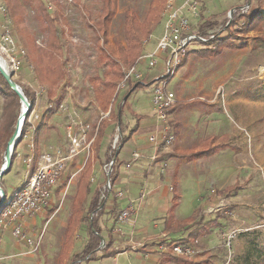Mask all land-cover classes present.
Segmentation results:
<instances>
[{"label": "rangeland", "instance_id": "rangeland-1", "mask_svg": "<svg viewBox=\"0 0 264 264\" xmlns=\"http://www.w3.org/2000/svg\"><path fill=\"white\" fill-rule=\"evenodd\" d=\"M18 1L25 10L24 23L11 26L12 20L0 9V50L3 53H0V56L23 92H28L29 101L33 100L30 91L36 92V102L30 115L27 114L28 118L25 117V122L30 124L28 136L22 137L14 149L12 167L0 179V186L10 198L27 179L28 170L23 158L33 150L36 156H40L46 151L56 150V147H67L70 144V128L72 133L84 128L86 141L82 144L83 148H80L79 154L65 168L61 180L53 187L49 206L34 218V230L42 234L39 249L32 250L25 241L17 239L7 231L0 244V264H155L156 260V264H250L259 255H264V23L260 29L238 31L237 34L239 24L237 28L236 24L230 25L233 19L237 21V17L254 11L259 3L263 7L264 0H213L210 5L207 4V10L219 11L217 16H211L213 19L218 17V25L207 29V35L200 33V17H204L202 0H198L197 14L183 9L189 18V33H198L207 40L190 45L184 63L169 82L168 88L174 92L177 99L186 102L177 114L181 121L182 134L188 130L193 133V138L200 140L196 141L198 151L190 149L187 154L181 156L189 160L200 157L202 161L199 163L198 181L191 179L189 173V177L183 176L181 198L178 203V197H173L168 214L163 210L165 206L157 195L151 194L145 205L143 200L133 199L137 200L139 205L143 204L139 210L138 228H147L146 236L154 237L138 250L147 247V250H153V253L150 257L139 253L123 254L117 260L110 257L104 262L97 256L90 260L85 258L86 253L83 251L88 240L89 224L91 221L98 222L100 217L99 210L90 215L87 209L94 191L99 192V205L105 202L103 212H108L114 207V199L118 207L122 206V200L125 201L122 192L121 195L119 190L116 193L114 176L119 161L124 159L123 150L131 147L130 151L133 147L131 143H122L120 138L122 153L120 150L116 153V162L113 163L111 174V189L108 190V175L104 166L113 158V151L116 150L113 141L117 133L122 137L134 129H139L137 145H142L148 136L159 131L162 126L157 122L152 105V84H139L135 90L134 86L133 89L127 88L118 92L121 80L117 79L113 92L117 95L116 101H112V106L111 103L105 107L96 95V77L104 78L109 69L105 63L104 51L109 47L115 48L114 44L126 45L125 12L128 9L133 10L138 19L143 21L150 10L152 0H117V9L106 25V33L97 25L102 0H58L64 16L63 21L57 23V27L63 46L62 59L66 73L53 88L52 100H49V86L36 80L27 58L30 54L31 39L35 40L37 46L44 47L45 22L32 0ZM43 1L51 11L52 4L49 0ZM183 1L177 0L176 5H181ZM156 2H159L157 16L162 20L154 27L151 38L148 36L143 42L145 48L142 53L155 49L158 37L164 29L167 0ZM215 33L220 37L231 35L235 38L232 43L217 45L215 48V44L210 43ZM19 60L20 64L16 67L15 63ZM138 68L143 72L147 71L145 62L139 63ZM159 68L154 69V74L158 73ZM151 77L147 75L144 81L151 82ZM125 92L130 94L127 100L124 99ZM51 106L54 107L53 110L48 111ZM3 107L4 98L0 92V123ZM110 107L115 114L120 113L121 121L111 123L105 131L98 160L96 158L93 164L94 181L90 185L91 192L83 202L84 220L71 233L66 226L78 192V179L90 152V140L95 135L102 115L107 113ZM23 108L24 105L19 102L18 119ZM107 118L109 116L105 117L106 120ZM38 127L40 131L35 134L34 131ZM195 127L198 129L194 135ZM173 144L167 148L160 145L155 148V152L159 153L158 161L164 163L161 166L162 171L160 167L151 171V182L148 184L151 188L160 181L159 174L168 176L167 170L172 166L168 158L173 155ZM152 151V148L144 149L141 153L148 156ZM164 154L167 160L164 159ZM1 155L0 167L4 162L5 150L2 149ZM235 183H238L239 189L219 194L220 190ZM176 184L170 192L173 195L178 194ZM169 186L166 178L159 193L168 190ZM223 208L226 213L224 217L219 216V210ZM136 217L137 215L134 221L121 226L101 222L103 236L108 240L107 230L112 229V236L120 240V237L125 235L124 225H130L132 228L128 229L133 231L130 236L136 241H142V237L134 233ZM154 221L156 228L160 225L161 232L165 230L167 223L170 228L167 230L169 236L155 237L158 230L153 228ZM179 221L183 222L185 227L178 226ZM209 222L210 228L202 224L203 231L200 236L190 235L200 223ZM116 227H120L121 232H116ZM25 229L28 232L27 228ZM231 232L237 234L232 238L230 246L226 244V237ZM29 235H34V231ZM70 237L72 246L69 248L66 242ZM164 241L192 245L195 252L190 256H177L170 251L162 252L159 245ZM111 248L107 243L102 251H97L104 256L111 252ZM259 264L264 262L260 261Z\"/></svg>", "mask_w": 264, "mask_h": 264}, {"label": "trees", "instance_id": "trees-1", "mask_svg": "<svg viewBox=\"0 0 264 264\" xmlns=\"http://www.w3.org/2000/svg\"><path fill=\"white\" fill-rule=\"evenodd\" d=\"M157 0H152L150 10L147 16L143 21H140L136 16L133 10L128 9L125 12V24H124V38L126 45L123 44H114L115 48L109 47L107 51H104L105 63L109 67L108 72L106 73L104 78L96 77L97 82L95 83V91L96 95L103 106H107L111 104L112 101L115 102L117 95H114V88L117 85L115 82L117 79L122 80L125 76V71L130 67L137 64L139 57L143 54L142 51L145 48L143 42L150 36L154 30V27L157 26L162 18L157 16V12L159 11V2ZM32 4L39 12L41 19L45 22V31L46 37L44 41V47H39L35 43V40L31 39L29 41L30 46V54L27 55L29 58L30 66L32 67L33 74L37 81L43 82L47 84L48 87V95L49 100L54 99L53 88L59 84V82L65 77L66 68L64 67L63 57V46L60 38V33L57 27V23L62 22L64 19L63 12L58 3V0H49V3L52 4V10L49 11L47 4L43 0H32ZM117 0H102L101 12L99 14L97 25L99 29L106 33V25L108 21L111 20L112 14L117 9ZM0 4L5 8V14L8 19L12 20L11 26L19 25L25 22V10L22 4L18 0H0ZM203 18V16H202ZM237 21H233L230 25L239 24V30H236V34L238 31L240 32H248L251 30L260 29L261 25L264 23V6L262 7L261 3L254 10L249 13L243 14L237 17ZM242 20V22H240ZM152 23V24H151ZM151 25V26H150ZM218 25V21L216 19H205L204 22L200 24V33L203 35H207L206 30L212 29ZM64 29L61 30L63 33ZM216 34V35H215ZM214 37L210 41V43L215 44V48L218 46H223L225 43L229 44L233 41V36H223L220 37L219 34L215 33ZM118 42V41H117ZM199 51V50H198ZM0 53L3 54L0 50ZM142 53V54H141ZM120 62V63H119ZM124 65V67H123ZM125 68V69H124ZM12 74V73H11ZM17 82V81H16ZM18 83V82H17ZM19 84V83H18ZM139 86L137 84L134 90ZM0 92L4 98V107H3V118L0 123V157L2 149L5 150L7 146V142L11 135L14 132L15 125L17 123V115L19 102H21L18 94L10 87L7 80L4 78L2 73L0 72ZM24 94L29 97L28 92L24 90ZM30 94L33 96V100L30 99V103L32 108L28 114L32 112L35 107L36 102V92L34 90L30 91ZM129 93L124 94V99L127 100ZM29 100V98H28ZM183 102H176L175 106L169 109L170 114H176L177 111L181 108ZM113 103L111 104V106ZM53 106L48 108V111L53 110ZM110 110L109 118L107 120L105 118L101 119L96 127V134L94 140L91 144V150L85 160L83 169L81 171V175L79 177V182L77 184L78 192L76 198L74 200V206L71 212V217L69 218L67 229L69 228L71 233L73 230L80 225L83 220V202L84 199L87 198L90 194V185L94 181L93 177V164L97 156H99V151L101 149L102 138L105 135V131L107 127L111 123L121 121L120 113L115 114L113 112L112 107H110L107 111ZM122 111V110H121ZM26 117V119L28 118ZM174 125L171 122V126ZM29 122H25L22 131V137L28 136L29 133ZM137 129L132 130L129 134L123 135L121 137V142H127L131 135ZM40 131V127L36 128L34 133L37 134ZM177 134V132L175 133ZM21 137V138H22ZM23 139V138H22ZM21 139L18 141V143ZM17 143V145H18ZM16 145V146H17ZM220 148V146H217ZM120 150V148H119ZM118 150L113 151V157H115L116 162V153ZM119 152V151H118ZM1 160V159H0ZM13 164V157H12ZM12 167V166H11ZM10 171V170H9ZM8 171V172H9ZM7 172V173H8ZM115 177V176H114ZM238 183H235L232 186H228L225 189L220 190L219 194L223 195L224 193H230L231 191H236L239 189ZM98 194L97 190L94 191L92 195V199L90 200V205L87 208L90 215L92 212L96 211L99 207L98 202ZM116 198V197H115ZM114 199L112 209L108 211V217H111L113 213H115V209L117 204ZM104 208V207H103ZM103 208L99 210V214H103ZM219 216H225V209L219 210ZM106 213V212H105ZM205 225L207 228H210L211 223H200V226L193 230L190 235L200 236L202 234L203 229L201 230V226ZM183 222H180L178 226L185 227ZM179 229V228H177ZM201 230V232H200ZM71 238L66 242L67 245L72 246ZM104 240L108 243V246L111 244L112 240L105 239L102 234L101 226L91 221L88 228V240L86 245L84 246V253H86L85 258L92 259L96 258V251L99 249L101 241ZM118 252V251H117ZM113 254V252H108ZM116 253V252H114ZM260 261L264 262V255H259L257 259H255L250 264H259Z\"/></svg>", "mask_w": 264, "mask_h": 264}, {"label": "built area", "instance_id": "built-area-1", "mask_svg": "<svg viewBox=\"0 0 264 264\" xmlns=\"http://www.w3.org/2000/svg\"><path fill=\"white\" fill-rule=\"evenodd\" d=\"M176 1L177 0H167L166 2L164 29L157 40L155 49L153 51L144 52L139 57L137 64L125 71V76L119 82L117 88V91L121 92L127 88L133 89L137 84H152V105L155 109L157 122L162 126L159 128V131L152 133L148 137L149 142L155 148H158L159 145L167 148L171 146L176 139L175 131L171 126L172 115L169 113V109L175 106L177 100L174 92L168 88L169 82L184 63L190 45L207 40V38L200 36L198 33H189V18L183 12L185 8L187 11L197 14L199 1L184 0L181 5H176ZM0 9L5 12V8L1 4ZM151 36L152 34L149 36V39ZM141 62L146 63V72L138 68V64ZM15 64L16 67H18L20 60ZM157 67H160L158 71L156 70L158 73L152 74ZM147 75L152 76V80L149 83L144 81ZM109 113L110 110L103 114L101 119L108 117ZM24 123L25 119L21 125L20 139L22 137ZM81 129L82 130L77 133H72L71 128L69 129L68 136L70 144L67 147H56V150L46 151L40 154V156H36L33 150L27 157L23 158L25 167L28 170L27 179L15 190L10 198L6 195L0 204V244L3 235L9 231L17 239L25 241L32 250L35 251L39 249L42 243V234H38L33 229L34 235H29L30 232L28 234L25 229L24 219L26 217H34L41 214L49 206L52 199L53 187L61 180L65 168L73 161L74 157L79 154L81 151L80 148H83L82 144L86 141V130L84 128ZM94 137L90 140V150ZM120 138L119 133H117L113 141V147L116 150L120 148ZM142 156L143 154L141 152L134 151L132 153V161L138 160ZM158 156L159 153L154 152L150 157L152 160H155ZM113 163H115V157L104 166L108 175V190L111 189ZM119 195H121V193ZM1 200L2 199H0V201ZM104 203L105 202H102L97 210H101L104 207ZM137 204V200L131 199L127 206L119 209L115 213L116 226L129 223L131 220L134 221V217L138 213ZM115 229L116 232H121L120 227H116ZM236 234L235 232H231V234L227 235L226 244L231 246V240ZM105 247L106 242L102 240L98 251H102ZM159 248L162 252L170 251L177 256H190L195 252L192 245L178 242L164 241L160 243Z\"/></svg>", "mask_w": 264, "mask_h": 264}, {"label": "crops", "instance_id": "crops-1", "mask_svg": "<svg viewBox=\"0 0 264 264\" xmlns=\"http://www.w3.org/2000/svg\"><path fill=\"white\" fill-rule=\"evenodd\" d=\"M212 1L213 0H202V4L204 7V17L203 18H202V16L200 17V22H204L205 19H213V17H211V16H213V15L217 16V14L219 13V11H209V9L207 10V4L210 5ZM212 8L215 9L214 5H212ZM216 16L214 17V19L217 20L218 17L216 18ZM191 19L192 18H190V20ZM159 37H160V35H159ZM152 74H154V72ZM176 100H177V102L178 101L183 102V99H180V98H178V99L176 98ZM185 104H186V102L184 101L181 108L177 111V113L175 115L171 114L172 115L171 122L174 124V125H172V127H173L175 133L177 132L176 140H175V143L173 144V147H172V154L173 155L171 158H168L169 162L171 161L172 166L169 167L167 170L168 176L167 175L162 176L159 174L160 181L156 182V184H155L156 187L154 186L151 188V186H149L150 182H151L149 176L151 175V173H152L151 171H153L155 167H160V169H161V166L163 165L164 162H159L158 158L155 160L151 159L150 156L152 154H154L155 147L149 142L148 138L146 139L147 141L145 140L144 144L137 145L138 144L137 143L138 142L137 135H138L139 129H137L131 135L130 139L126 142L127 144L131 143L130 145L133 147V149L129 151V149L131 147H128L127 149L123 150L124 151L123 152L124 153V157H123L124 159L119 161V165H118L116 175H115V180H116L115 181V187H116V191H117L116 193H118V190H119V193L122 192L123 196L125 198L124 199L125 201H123V200L121 201L122 206H119V207L117 206L115 211H114L115 213L118 211V209H122L125 206H127L128 202L131 199L138 198V199H140V201L143 200V204L145 205L146 201L149 200V197L152 194V195H157L158 199L160 201H163V204L165 206L163 208V210L168 214V211L170 209V205H172L171 200L173 199V197L174 198L178 197V199H176V201L178 203H179V200L181 198L180 192H182L183 176L189 177L187 174V173H189L191 176V179L197 180V176H199V173H198L199 163H200V161H202V160H200V157L197 156L196 158H194L192 160L185 158V156L183 158L181 157L184 154H187L190 149H193L195 151H198V149H199V147H196L197 146L196 141L199 139H197V137L193 138V133H191L188 130L184 131L183 134L181 131V126H180L181 121L177 118L178 117L177 114L181 109H183ZM183 122H184V119H183ZM185 125H186V123L184 122V128H185ZM159 126H161V125H159ZM197 129H198V127H195L194 135L197 133L196 132ZM187 141H188V143H187ZM150 148L153 149L152 153L148 156H142L146 159H143L141 157L138 160L132 161V153L134 151L141 152L144 149L148 150ZM120 152H121V150H120ZM164 156H165V154H164ZM164 159L167 160V157L165 156ZM97 160H98V158H97ZM143 160H146V162H144ZM95 165H96V163H95ZM167 166H168V164H167ZM160 171H162V169ZM163 171L165 174V170H163ZM166 178L168 180V183H170L169 189L165 190V192L163 191V192L159 193V191L163 185V181ZM176 183L178 184V188H177V186H175L178 190L176 192V193H178V194H176L178 196H176L175 194L173 195V193H170L172 191V189L174 188V185ZM136 193H137V195L135 197ZM142 195H143V197H142ZM157 196H155V197H157ZM124 202H125V205H124ZM178 203H177V205H178ZM143 204H141V205H143ZM141 205L137 204L138 214L136 217L137 222H136V228H135L134 233L139 234L143 240L142 241H136V239L134 237L130 236V234L133 232L131 229L132 227L130 225H124L125 235L123 237H120V240H117L114 236H112L113 235V233L111 231L112 229L107 230L108 235H109L108 242L110 239L112 240V242L110 244V246L112 248L109 251L113 252V254L107 253V255L103 256L101 253L96 251V256L98 257V259L102 258L103 262L110 257H112L114 260H117L119 256H121L123 254H130V253H139L141 255L142 254L145 255L146 257H150V255H152L153 250H147V247L141 248L140 250H138L139 247L147 244L149 239H154V237L146 236V234H148L147 228H140V229L138 228V222H139L138 216H139V210H140ZM105 212L103 214H98V215H100V217H99V221L97 222V224L101 225V222H103V221L107 222V224H111V223L114 224L115 223V213H113V215L111 217H108L107 211H105ZM39 215H37V216H39ZM34 218H36V216L26 217L24 219V221H25L24 224H25L28 232H30V233L33 232L32 230L35 228V219ZM106 218H107V220H106ZM83 220H84V218H83ZM83 220L81 223H83ZM164 222H166V219H164ZM129 227H131V228L128 229ZM158 227L159 228H156V224L154 221L153 228L158 230V232H155L156 233L155 237L160 238L161 236H165V235L169 236V233H167V230L168 229L170 230V228H169L167 223H165V230L163 232H161V230H159L160 225H158ZM170 235H171V233H170ZM115 244H116V246H115ZM112 245L115 247H113ZM118 248H122V249L124 248V250H118ZM114 252H116V253H114ZM156 263H157V260H156Z\"/></svg>", "mask_w": 264, "mask_h": 264}, {"label": "water", "instance_id": "water-1", "mask_svg": "<svg viewBox=\"0 0 264 264\" xmlns=\"http://www.w3.org/2000/svg\"><path fill=\"white\" fill-rule=\"evenodd\" d=\"M0 72L2 73L4 78L9 83L10 87L18 94V96L20 97L22 105H24V108L22 109L21 115H20V117H19V119L15 125L14 132L7 142V146L5 149V155H4V162L2 163V165L0 167V179H1L2 176L4 174H6L11 169L13 151L16 148L18 141L20 140L21 125H22L23 120L27 116V114L30 112L31 103L28 100L27 96L24 94L20 85L13 79L12 74L8 71L7 66H5L2 62H0ZM0 194L2 196V200L0 201V204H1V202L3 201V199L6 196V193L1 186H0Z\"/></svg>", "mask_w": 264, "mask_h": 264}, {"label": "bare ground", "instance_id": "bare-ground-1", "mask_svg": "<svg viewBox=\"0 0 264 264\" xmlns=\"http://www.w3.org/2000/svg\"><path fill=\"white\" fill-rule=\"evenodd\" d=\"M0 62H2L5 66L7 65L6 63H5V60L0 56Z\"/></svg>", "mask_w": 264, "mask_h": 264}]
</instances>
